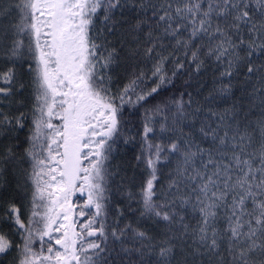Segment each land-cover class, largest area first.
<instances>
[{"label": "snow or ice", "instance_id": "6c2138e0", "mask_svg": "<svg viewBox=\"0 0 264 264\" xmlns=\"http://www.w3.org/2000/svg\"><path fill=\"white\" fill-rule=\"evenodd\" d=\"M182 72L195 93L150 105ZM0 139V262L264 264V0H0Z\"/></svg>", "mask_w": 264, "mask_h": 264}, {"label": "trees", "instance_id": "16d2710c", "mask_svg": "<svg viewBox=\"0 0 264 264\" xmlns=\"http://www.w3.org/2000/svg\"><path fill=\"white\" fill-rule=\"evenodd\" d=\"M170 67V66H169ZM204 76V89L202 90L204 93L207 92V88L211 86V80L206 74H201ZM22 80L25 84V89L23 93V97H18V99H24L26 102H30L29 98L31 95V81L30 77L27 75V72L24 71L22 75ZM185 80H188V85H185ZM123 82V77L120 76L117 78V80L114 81V87L116 85H119ZM198 87L197 81L195 78L189 79L187 73H180L178 76L174 79L173 85H169L168 89L165 91H162L159 93L154 101L149 102L151 105L152 103H165L167 102L173 95L178 96L181 91H183L185 88H187L188 91L194 92L196 88ZM241 95L239 90L236 92V97L238 98ZM123 118L127 124V128L131 130L132 133H135L136 129L140 128L142 125L143 115H144V109L143 108H132L129 106H126L124 112H123ZM159 119V118H157ZM19 137L18 141H12L11 143H18L19 148L18 151H22L24 147H26L25 140L28 135V128L25 127L23 130L18 132L16 134ZM157 135L164 137L167 134H161L159 131H157ZM9 141L0 139V150L6 146ZM140 152V144H139V138L137 137V140L132 143L125 144L123 140L117 142L115 145V151L112 153V166L113 168H117L119 170V174L115 175L113 177L112 182V188H113V202L118 203L120 207L127 208L128 201L126 200V197L121 191L117 190L118 185L121 184L122 178L123 182L127 184L132 190L138 191V183L140 178L143 175V165L138 163L135 160V156L139 154ZM160 167L163 169V175H162V182H166L164 180V177L167 176V173L170 171V168L167 166V162L164 161L161 163ZM9 179L12 181L11 186L9 187L8 191L13 192L16 195L17 200L24 205L23 211L25 217H27L28 214V201L25 199V195L23 191L16 192L13 188L14 186V178L9 177ZM132 207L135 208V203L132 204ZM138 213H134L132 211H127L126 215L129 219L133 218ZM18 239V238H17ZM12 257L9 256L5 261L0 262V264H8L9 261H11Z\"/></svg>", "mask_w": 264, "mask_h": 264}, {"label": "rangeland", "instance_id": "374dc122", "mask_svg": "<svg viewBox=\"0 0 264 264\" xmlns=\"http://www.w3.org/2000/svg\"><path fill=\"white\" fill-rule=\"evenodd\" d=\"M162 162H164V161H162ZM14 182H15V179H14ZM13 188H14V190H15V183H14V186H13Z\"/></svg>", "mask_w": 264, "mask_h": 264}]
</instances>
